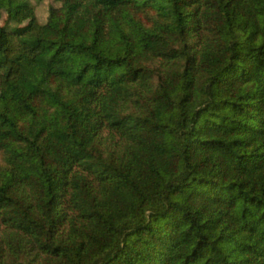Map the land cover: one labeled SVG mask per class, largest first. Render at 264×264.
<instances>
[{"label":"trees","instance_id":"1","mask_svg":"<svg viewBox=\"0 0 264 264\" xmlns=\"http://www.w3.org/2000/svg\"><path fill=\"white\" fill-rule=\"evenodd\" d=\"M0 264H264V0H0Z\"/></svg>","mask_w":264,"mask_h":264},{"label":"rangeland","instance_id":"2","mask_svg":"<svg viewBox=\"0 0 264 264\" xmlns=\"http://www.w3.org/2000/svg\"><path fill=\"white\" fill-rule=\"evenodd\" d=\"M29 11H30V7H23L21 8L20 13L23 15H27ZM46 55H47V49L44 47L32 49V48L24 46V47L18 48L14 52L15 58L19 60H26L29 62L31 68L36 73V76L41 81H46L48 77L43 67V64H42V60ZM63 58L64 56L60 57L59 60H62ZM20 86L24 91L29 92L35 87V83H33L32 81L24 77L22 78L20 82Z\"/></svg>","mask_w":264,"mask_h":264}]
</instances>
